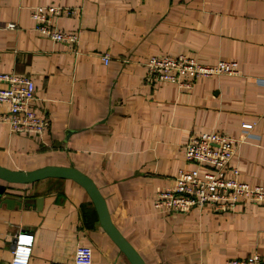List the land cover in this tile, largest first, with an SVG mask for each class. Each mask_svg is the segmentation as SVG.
Instances as JSON below:
<instances>
[{
  "label": "crops",
  "instance_id": "crops-1",
  "mask_svg": "<svg viewBox=\"0 0 264 264\" xmlns=\"http://www.w3.org/2000/svg\"><path fill=\"white\" fill-rule=\"evenodd\" d=\"M43 5L70 9L50 20L78 33L76 45L38 31L32 12ZM165 54L237 61L239 73L191 87L148 79V58ZM0 69L33 77L48 123L39 136L14 133L0 107L1 165L88 174L146 264H227L254 252L264 259V203L187 213L155 207L158 191L194 166L185 144L204 131L235 138L240 178L264 185V0H0ZM10 191L22 205L0 206V264L10 263L23 232L33 234L28 264H72L80 243L93 248L92 264H132L74 180L49 177Z\"/></svg>",
  "mask_w": 264,
  "mask_h": 264
},
{
  "label": "built area",
  "instance_id": "built-area-1",
  "mask_svg": "<svg viewBox=\"0 0 264 264\" xmlns=\"http://www.w3.org/2000/svg\"><path fill=\"white\" fill-rule=\"evenodd\" d=\"M70 9L43 5L33 8L32 17L38 31L54 41L76 45L79 34L65 31L51 23L52 16L69 13ZM8 28L16 27L9 22ZM103 59L108 62L109 55ZM147 78L177 83L191 87L196 79L220 74L239 73L238 62L219 60L216 63L201 62L194 57L179 55H152L146 61ZM36 85L32 76L0 69V107L7 113L2 118L14 133L39 136L47 126L45 115L35 106ZM251 127V124H245ZM237 140L217 131H204L192 135L185 144L186 160L194 166L180 168L172 185L159 190L155 207L162 213H187L195 208L214 211H233L240 200L264 203V185H253L240 178L241 172L233 164ZM33 234L20 233L14 256L9 264H28ZM93 248L80 243L72 264H92ZM227 264H264L263 257L254 252L244 258H231Z\"/></svg>",
  "mask_w": 264,
  "mask_h": 264
},
{
  "label": "water",
  "instance_id": "water-1",
  "mask_svg": "<svg viewBox=\"0 0 264 264\" xmlns=\"http://www.w3.org/2000/svg\"><path fill=\"white\" fill-rule=\"evenodd\" d=\"M49 177L72 179L84 187L94 203L101 226L113 242L125 253L132 264H146L142 255L114 224L105 197L95 181L75 166L46 165L26 171L0 164V206L6 204L8 208H12L22 205L20 200L9 195L12 184H28Z\"/></svg>",
  "mask_w": 264,
  "mask_h": 264
},
{
  "label": "rangeland",
  "instance_id": "rangeland-1",
  "mask_svg": "<svg viewBox=\"0 0 264 264\" xmlns=\"http://www.w3.org/2000/svg\"><path fill=\"white\" fill-rule=\"evenodd\" d=\"M173 83V82H172ZM177 84V83H176ZM178 85V84H177Z\"/></svg>",
  "mask_w": 264,
  "mask_h": 264
}]
</instances>
